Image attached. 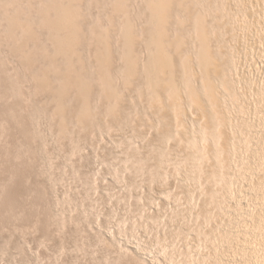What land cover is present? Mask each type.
<instances>
[{
	"label": "bare ground",
	"instance_id": "1",
	"mask_svg": "<svg viewBox=\"0 0 264 264\" xmlns=\"http://www.w3.org/2000/svg\"><path fill=\"white\" fill-rule=\"evenodd\" d=\"M84 1L0 0V214L9 213L2 196L9 183L23 184L27 202L32 195L22 178L2 171L9 161L16 158L17 167L29 174L46 173L49 158L45 139L35 133L34 114L42 116L46 137L60 136L71 144L73 132H83L89 137L86 145L95 142L93 150L102 148L97 146L102 134L127 128L117 140V152L124 156H115L113 178L124 181L126 194L117 192L118 202L131 200L137 206L131 204L122 218L133 227L157 230L156 244L175 253L177 264H231L227 256L236 254L245 264H264V0H130L132 18H122L128 13L115 3L107 13L119 26L116 50L97 21L85 18ZM35 19L39 38L30 24ZM86 32L90 47L81 38ZM33 37L40 40V59L24 51ZM50 72H61L62 78ZM24 84L42 90L51 109L26 104ZM135 138L137 148L144 149L137 161L128 150L136 147ZM167 176L173 189L160 186L165 197L153 196ZM128 178L135 182L128 185ZM140 181L149 184L146 190ZM48 202V214L59 221L63 208ZM132 207L150 219H139ZM34 219L16 224L14 218L11 224H24L32 232L38 227ZM186 230L195 231L194 242Z\"/></svg>",
	"mask_w": 264,
	"mask_h": 264
},
{
	"label": "rangeland",
	"instance_id": "2",
	"mask_svg": "<svg viewBox=\"0 0 264 264\" xmlns=\"http://www.w3.org/2000/svg\"><path fill=\"white\" fill-rule=\"evenodd\" d=\"M98 1L99 2L101 1L100 2L101 6H99L100 3H98ZM111 1H112V4H111ZM113 1L114 0H89V1L86 0L83 3L82 9L83 11L86 9L84 11L85 18L90 19L94 23L97 21L96 23L99 26L98 29L101 30V33H103L102 34L103 36L105 35L109 37L108 38L109 41H111L110 38H112L111 43L113 45L111 44V46L113 50H116L117 46L116 48L114 47L115 46L114 41L116 40V37L118 35L117 27L119 28V26H117L118 25L116 24L117 22L116 23L113 22V20L117 21V18L116 17L114 18V15H112L114 18L112 19L110 15V11H109V14L107 13L108 8L116 7L115 6V3H116L117 7H120L119 8L120 12L128 13L127 15H123L122 18H127V17L132 18L133 12L131 15L130 8L132 9L133 2L131 3L130 0H126L128 4L127 6H124L121 0H115V2ZM182 1L185 2L184 0ZM104 3L110 4V5H106ZM184 4H182L183 10H184ZM86 6H89V7H86ZM95 8H98V9H95ZM88 9L91 10L92 14L89 13ZM186 10L184 13L185 15L188 14L187 17H189L190 13L187 7H186ZM92 11H95V12H92ZM186 12L188 13L186 14ZM105 14H107V16ZM96 15H97V18H96ZM107 19L110 21H108ZM35 22H36V19L34 20V22L30 24L37 31L38 28L37 26H35ZM105 27H107L108 29ZM102 28H105L104 31L106 33L103 31ZM36 31L35 33H37V35L35 36L39 38L40 33L39 31L37 32ZM109 33H110V36H109ZM111 34H114L113 35L114 39ZM2 35L3 36L1 37V39L7 41L3 33ZM81 38L83 39L85 45L88 44L87 46L90 47L91 45L90 43L93 42V41H90L91 35L89 36L88 32H86V34H84V36H81ZM39 41L40 40L36 39V37L29 39L27 43V48L24 49L25 54L29 58L32 57L35 59L37 55L39 57L40 51H41V44L39 43ZM32 42H33L32 47L29 48L30 47L29 44H31ZM49 50L52 53V49L50 48ZM82 55H85V52H83ZM11 57L12 58L10 59H12L13 61L16 60V57L14 58L13 56ZM57 57H58V60L56 63L60 64L61 62L60 56H57ZM40 58L41 57H39V59ZM18 70L22 71L20 67H18ZM23 73L24 72L22 71L21 74L23 75ZM49 74H50V77L52 78H55V77L56 78L59 77V79L62 78L61 72L59 73V76L53 75L52 72H50ZM2 75L3 74L1 73L0 76ZM24 75H25L24 77L26 78V74ZM29 88L30 86L28 84L27 85L24 84V89H25V92L27 93V95L25 93V96H24L25 97L24 102H26V104L31 106V104L33 103L34 106L38 105V107H41V105L44 104L43 109H47V108L51 109L49 107V104H47L48 103L47 98L45 97V94L43 93L42 90H39L40 91L39 92L38 89H35L34 91L33 87L30 88L31 90ZM39 93L41 96L40 98H39ZM30 98H32L31 101H30ZM36 100H38V103H36L37 102ZM38 117H41V118H38ZM32 121L34 123L36 121L35 124L36 126L38 125L36 127L37 129L35 133L40 135V137L43 136L42 138L45 139V147H46L47 155L49 158V160L47 161L48 166L47 165L45 166L46 173H42V176L34 171H32L30 174L26 173L24 166L17 167L16 158H14L11 161L7 160L6 162L9 161L10 166L2 168V171L10 172L13 175L14 179L17 180V179L22 178L24 180L23 183L27 184L28 190L32 193V195L27 202V200L24 199L25 196H23L24 194L23 188L25 187L22 186L23 184L21 185L18 182L9 183L8 188L5 189L4 191L5 193L2 195V196L5 195L6 202L9 207V213L0 214L1 215L0 216V220H1L0 221V264H127L130 262H131L130 264H132V262L134 264H177L175 253L173 252L171 253L170 251H165L162 248H160L158 244H156L157 242H156L155 234L158 233L157 230L152 231L144 227L143 224H138L135 227H133L131 226L130 222H128L130 221L128 218H122L123 213L126 212V208H128L129 206L131 207L132 205H134V203L131 200L130 202H126V201L124 202L122 200L123 203L122 202L119 203L120 199L118 202V199H117L118 197L116 195L117 192L119 194L123 193L122 195L126 194L124 193L125 191L124 192L121 191V190H124L123 188H125L123 185L124 181H120V182L115 181V179L113 178L114 172L112 168H114V165H115L114 163L118 162L120 158L124 156L123 153H122L123 155L121 153L120 155L119 152H117V149L119 151V148H117L118 147L117 140L125 136L126 134L125 132H127V128H123L124 130L122 128H118V130H116L117 128H115L114 130L115 132L112 131V135L102 134L103 136L101 135L102 137L101 138L99 137V139L103 138L101 141L102 142L104 141V145L103 143H101V141H99L100 145L98 142L97 146H100L102 148L100 149L98 147L100 149L99 150L96 147L97 150L99 151L95 153L96 148L94 149L95 151L93 150V148L95 147L93 144H95V142H92L89 140L90 142H92V144L90 143L86 145V141H88L89 139L88 136L86 138V133L84 134L83 132H78L79 134L78 135V134H74L73 132L72 137H73L74 142L76 143L73 142L70 144L69 142L68 144V141H69L68 139H67L68 141L67 140L65 141V139L62 141V138L60 139V136H58L57 134L55 135L56 137L58 136V138L56 139H54V136H48V137L45 136L44 131H43V125H42L43 124L42 116L34 114L32 117ZM53 122L55 123H53L52 125L56 127L57 121H53ZM117 131L120 133H116ZM55 133H53V135ZM81 135H85V136H81ZM115 135L117 136V138ZM108 138H110L111 140ZM59 139H60V142H59ZM136 139L137 138L132 140L133 146H136V145L139 146L137 142L138 140ZM105 140L107 141L109 140L110 142L109 141L105 142ZM111 141L113 143L114 141L117 142L115 143L116 145L114 144V146H112L113 143H111ZM79 143L84 144V146L82 147L78 146L77 144ZM62 144H65V145H62ZM108 144L110 145L108 146ZM129 145H132L131 142H129ZM129 145L127 146L128 148H129ZM155 145L156 144L154 143L153 146ZM115 146H116V149H115ZM137 146L136 147L130 146V148L131 147L132 148L128 149L125 145V152H130L128 150H131L133 151L132 155L135 154L133 155V157L131 155V152L129 154L125 153V155H128L127 157H130V158L132 157V160L134 161H137V157H139L138 155L142 154L144 150L143 148L140 149V147L137 148ZM112 149H115V150H112ZM76 150H78L79 152L78 151L76 152ZM136 150H138V154L134 153ZM174 150L175 148L171 150L172 154L174 152L178 153L177 150L175 151ZM115 156L118 158L120 157L119 160H117ZM113 157H114V160H113ZM172 161L173 159H170L168 163H171ZM35 173L38 175H36ZM45 175L47 177H45ZM29 176H31L32 178ZM28 177L30 178L31 181L28 180L29 179ZM171 178L172 176H167L166 178H164V180H161L160 182L163 181L164 185L166 186V184H169V182L171 183V180H170ZM90 180H92L91 181L92 183L90 182ZM128 180L130 181L127 182ZM127 181L125 183H128V185L131 181L135 182V180H133L132 178L131 179L128 178ZM140 182L141 184L140 183H137V184H140L142 186V189L144 188L146 190V188H148L147 187L148 183L145 182L146 184L145 185L143 184V181H140ZM46 183L47 185L45 186ZM90 184L94 185V188H92L93 190H91ZM156 185L157 184H155L154 187ZM170 185L172 184H169L166 187L165 186L162 187V185L158 184L157 185L158 189H153L152 190L153 192L151 191L152 195L159 196L162 188L172 190L173 185L172 186ZM43 186L47 188H45L44 190ZM160 186H161V189H160ZM131 188L133 192L134 190H136L137 192V190L139 189V187H137V189H133V187ZM47 189H49L48 192H47ZM44 192H46V195H45L46 197L44 196ZM48 193H49V197L47 196ZM162 195L163 194H160V196ZM244 196L246 197V200L249 197L248 194H244L242 197ZM163 197L165 196L163 195L162 198ZM1 198L2 197L0 196V201H1ZM50 200H52L53 202L52 205H54V208L55 207L58 209L63 208L62 216L59 217L60 223H58L59 222L58 218H54L56 216L49 215L52 213V212H49L50 211L49 205L51 204V202H48V201ZM171 200H173V198ZM171 200L168 203V205L170 204V206L174 205V200L173 201ZM170 202H172V204ZM135 206L137 205H134V207ZM153 206L155 205H152L149 207V209L152 207L150 209L151 211L152 209L153 211L155 209L153 208ZM23 208L24 210L21 213V209ZM37 211H40L39 216H37L36 214ZM132 211H134L135 213L137 212L138 214H135V215H138L137 217L141 220L150 219V217L148 218L146 213L143 214L144 213L143 212L141 214L137 208H134ZM15 212H19L21 215L16 218L14 215ZM34 215H35L34 221H37L35 223L37 224L38 227H37V230H34L32 232L30 228L25 227L26 225L23 226L24 224L17 225L18 227H15V228L13 224H11L12 221H14V218L16 219V224L17 223L22 224L23 222L25 223L29 219H32ZM143 215L144 216L146 215V216L143 217ZM51 219L57 220L55 222L53 221V223H55L56 226L49 222V220ZM126 219H128V221ZM125 222H128V223H125ZM122 223L124 225L122 226V228H120V225ZM16 228H19V229H16ZM48 229L51 231H49ZM116 229L118 232L116 231ZM186 231H188L187 232L188 234H191L190 237L192 238V242H194L195 240L193 239H195L196 237L195 231L193 230H186ZM188 234H186L187 237H188ZM192 236H195V237H192ZM239 256L236 254L234 256L228 255L227 257L231 259V260L228 259L231 264H241V263L245 264V261L243 260L244 257H242V255H239ZM170 259L171 261H169ZM239 259L241 261H239ZM228 260L226 259V261Z\"/></svg>",
	"mask_w": 264,
	"mask_h": 264
}]
</instances>
